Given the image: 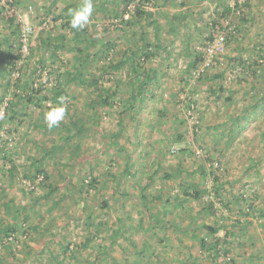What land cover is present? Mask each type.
Masks as SVG:
<instances>
[{
    "label": "rangeland",
    "instance_id": "obj_1",
    "mask_svg": "<svg viewBox=\"0 0 264 264\" xmlns=\"http://www.w3.org/2000/svg\"><path fill=\"white\" fill-rule=\"evenodd\" d=\"M79 1L20 0L16 6L33 27L34 53L20 80L0 71V264H264V0H238L248 1V20L232 13L214 28L209 24L221 1L233 6L237 0H184L192 17L178 33L168 31L166 17L183 7L172 0L149 5L163 26L162 42L173 44L180 57L162 62L165 51L158 49L146 62L159 79L147 81L149 98L142 104L126 84L136 70L109 67L138 33L122 34L114 27L118 19L94 8L87 33L119 45L110 58H92L82 80L99 77L100 88L116 92L110 106L98 101L100 88L69 82L68 73L76 72L74 51L58 50L54 57L52 48L41 45L40 39H55L62 30L72 36L69 28H53V20L50 28L42 26L44 18ZM8 26L0 19V36L11 32ZM184 30L188 36L180 34ZM146 31L154 42V26ZM209 33L224 36L225 49L200 78L191 65L201 68ZM34 80L44 87L34 101L51 98L42 100L45 107L27 100ZM56 80L67 93V113L62 125L45 129ZM11 111L14 122L6 117ZM71 118L86 131L79 133ZM179 134L181 141H174ZM12 162L16 169L10 173ZM213 162L222 169L214 170ZM188 189L201 190V198L186 196ZM211 227L219 229L216 234ZM215 238L220 244L211 248ZM7 240L14 244L5 245Z\"/></svg>",
    "mask_w": 264,
    "mask_h": 264
},
{
    "label": "trees",
    "instance_id": "obj_2",
    "mask_svg": "<svg viewBox=\"0 0 264 264\" xmlns=\"http://www.w3.org/2000/svg\"><path fill=\"white\" fill-rule=\"evenodd\" d=\"M19 2L20 0H6V4H3L2 0H0V19L5 20V22L8 23L9 25L8 27L11 28V32L8 35L0 36L1 38V41H0V63H1L0 71L5 69L8 74H11L12 77L17 80H20L22 69L25 63L27 62L29 57L34 53V48L30 44L31 42V37H30L29 54L26 57H24L23 65L21 66L19 70L20 76L18 78H15L13 76V73L16 70L15 66L17 65V61L22 59L23 57V53L21 51L22 42L20 40L22 21L18 18L17 15H12V16L8 15L6 11V5L7 6H17ZM50 2H51L50 4L53 5V4H57L58 0H50ZM111 2L115 3V9H113L112 5H110ZM153 2L155 3L156 1L155 0H93L94 8H96L97 11H100L103 14H106L107 16L114 18L113 20L114 22H115V18L116 20L118 19L117 22H115L116 26H114L116 30L121 31L122 34H127L129 31L133 33H138V37L136 36L137 38L134 39L135 44L131 43L132 45L128 44V46L123 47L122 48L123 50H121L123 56L116 57V59L114 58L109 67L113 69V72H115V70H121L122 66H126V67L132 66L133 69L136 70L134 74L129 76L130 78L126 84L130 86L131 92H133L134 90L137 91L135 94L133 93L132 94L133 96H136L140 100V104H142L141 102H143L145 100V97L147 96V93H146L147 92L146 85L148 84L147 81L157 77V76L154 77L153 75L154 73L157 72V69L149 68L148 66H146V62H148L149 60H151L157 55L158 49L162 51H166V52L167 51L171 52V51H174L173 49L175 48L173 44L172 45L168 44L170 46V48H168V45L167 44L165 45L162 42V38H161L162 31L161 30L163 26L155 17H153V12L148 10L150 8L149 5H151ZM174 2H176V4L179 5L181 8L183 7L182 9H184V11L176 13V14H172L171 16H167L166 21H167L168 31L178 33L180 28L183 29V25H187V22H185V20L188 17H192V11L189 8H187L188 5L184 0H172L171 5H175ZM82 3H83V0H80L79 3L76 5L67 4L65 8H63V11H64L63 13L55 14V16H52L51 18V20H53V23H55L53 25V28L58 27V25L60 26L59 27L60 29L69 28L70 32L72 33L71 35L73 37L72 36L69 37L68 34L62 30L60 31V33L57 35L55 39H51L48 37L46 39H40V41L44 49L50 50L52 48L51 55L54 57L55 55H57L58 50L75 52L74 60H75L76 67L75 66L74 67H75L76 72L68 73L69 78H70L69 82L70 81L73 82L77 80L83 86H85L84 83L87 82L88 84H92L94 87L100 88L101 83L99 82L100 80L98 79L99 77L94 78L93 76L91 79L82 80V76H84V72H85L84 68L87 65V63L90 62L91 59L94 57L102 55L104 58H107V57L110 58L109 54L111 53L112 50H115L116 48H118L117 46L119 45L118 44L119 42L117 40L114 41L113 39L106 40V42H104V41L97 39L96 36H94V34H88L87 28H84L82 30H77L71 27V24H70L71 14L67 13L66 14L67 17L64 19L65 17L64 13L65 11H68V10L78 9L80 6H82ZM131 6H133L132 9H131ZM248 6H249L248 1L239 2L237 0L233 6H230V4L226 3V1H221L220 5L217 6V8L215 9V12H214L215 14L213 13L214 19L209 24L210 27L212 28L216 27L220 23L221 19L227 18L232 13L234 14V16L238 17V19H240L241 21H247L249 12L245 10V8H248ZM29 8H30L29 10L31 11L34 9L32 8V6H29ZM238 11L240 12L239 15L236 14ZM126 15H130L131 17L129 19H126L125 18ZM45 16L49 17L51 15H45ZM45 19L46 18H44V20ZM151 24L154 26L156 30L155 32L156 40H154V42L150 41V39L148 38V33L146 31V27ZM230 27L231 26H229L228 28ZM106 29H108L107 31L111 35L112 31L111 30L109 31L110 28H106ZM180 34L188 36V30H184ZM228 35L230 36L233 35V32L231 31L229 32V30H227V36ZM208 38L211 40L213 38V35L209 33V36L207 37V39ZM83 43H84V46L82 45ZM78 44H80V46H78ZM96 44H99L98 50L95 52H91V49L93 48V46L95 48ZM3 45H6L5 48H2ZM44 51L46 52L47 50H44ZM201 58H202L201 60H203L202 56ZM256 62L257 61L255 60L253 61V63H256ZM191 69L195 70L196 65L192 64ZM105 71L109 72L108 68L105 69ZM254 72L257 73V70ZM87 74L89 75L90 73L87 72ZM207 74H208V71L201 72L199 77L201 78ZM100 75H101L100 78L104 77V73L101 72ZM40 83L41 82L34 80L30 85V90L28 91L27 94H25L27 96L28 102L30 104H34L38 108H42L46 106L45 104H43L42 100L44 101V100L51 99L50 96H48V94L46 95L44 94L43 97H41L39 100L36 98V101H34V95H40L44 90V87L41 86L43 82L41 84ZM53 86L54 87L51 88L53 89V92H54L52 96V100L55 102V104L54 106L53 105L48 106L49 109H52L58 106L60 98H63L64 94H67L65 91V88H63V85L61 84L59 80L58 81L56 80ZM100 89H101V92L98 95V101L105 106H110L111 97H113V95H115L116 92H111L110 90L103 89V88H100ZM18 96L19 98H23L21 95H18ZM91 102L94 103V101L90 99V103ZM191 104L192 103L188 105L189 109H191L190 107ZM7 108L11 110L14 107L10 103L8 104ZM14 113L15 111H11V114L6 115V117L7 118L9 117V119L12 122L16 120L15 117L17 116ZM70 122L73 125L76 124L75 129L79 133H83V131H86V128L82 124H78L75 118H71ZM197 123L199 124V122ZM62 124L63 122H61L59 126ZM119 124L121 125L120 131L126 133L125 126L122 125V122H120ZM39 125L42 126L43 124L40 123ZM44 127L45 129L48 128L46 126ZM182 137L183 135L179 134V135L173 136L172 138H174V141L180 142L181 141L180 138L182 139ZM5 159H6V163L7 162L9 163L8 159L7 158ZM15 169H16V165L15 163L12 162L9 172L11 173ZM37 172L44 173L45 178L46 179L48 178V175L43 170L37 169ZM164 176H167V175L165 174ZM35 177L36 175H34V178ZM183 180L185 181V179ZM94 182H95V179L92 178L91 183H94ZM217 189L218 188H216V190ZM184 193L188 197L199 199L201 198L202 191L198 189L196 191L195 189L189 191L188 189V190H185ZM143 198L145 199L143 200V202L146 204L147 200H149L148 195L144 194ZM165 199H166L165 202H167L168 204L169 203L171 204L173 200L170 196H166ZM179 201L184 202V199L180 198ZM208 205L211 208L213 206V203L209 202ZM145 210L147 213L151 211V210L149 211L148 208H146ZM155 221H157V223H160V218L156 217ZM218 230L219 229L217 227H211V231L214 234H216ZM11 237L12 236H9L8 238H11ZM5 238L8 239L7 237ZM8 242H5V245L14 244L12 240ZM201 244L203 248H206L207 246L206 240H202ZM219 244H220V239L215 238V243L213 245V248H218ZM225 253H227V251H225ZM216 255H219V249H217ZM114 261L115 263L122 264L121 262H118V260L116 259H114ZM57 264H63V263L58 262Z\"/></svg>",
    "mask_w": 264,
    "mask_h": 264
},
{
    "label": "built area",
    "instance_id": "obj_3",
    "mask_svg": "<svg viewBox=\"0 0 264 264\" xmlns=\"http://www.w3.org/2000/svg\"><path fill=\"white\" fill-rule=\"evenodd\" d=\"M3 4H6V0H2ZM6 11L7 14L12 16V15H17L18 18L22 21L21 23V42H22V48L21 51L23 53V57L22 59L17 61V65L15 72L13 73V76L15 78H18L20 76V68L23 65V60L24 57H26L29 54V39L32 36L34 30L33 27L31 25V23L28 22V20H23V18H21V15L18 13V10L16 9V6H7L6 5ZM51 17L47 18L44 20L43 26L42 28H50L52 25L51 23ZM226 36V35H225ZM225 38L224 36H219L218 34H213V38L207 42V44H205V49H204V54H203V60L201 61V68H196L193 73L196 74L197 76L200 75L201 72L204 71H209L210 69H213L215 66V63L217 62V56L218 54L222 53L225 49V42H224ZM37 86V84H36ZM195 110V106L194 104H191V110H189V112ZM190 112V115H192ZM212 168L214 170L217 169H222V165L219 162H213L211 164ZM207 199L210 198L209 195L206 196ZM223 256H225L223 254ZM231 259L229 254H226V256L224 257L223 260L225 261H229Z\"/></svg>",
    "mask_w": 264,
    "mask_h": 264
},
{
    "label": "clouds",
    "instance_id": "obj_4",
    "mask_svg": "<svg viewBox=\"0 0 264 264\" xmlns=\"http://www.w3.org/2000/svg\"><path fill=\"white\" fill-rule=\"evenodd\" d=\"M94 14L93 0H83L82 6L71 11V27L73 29L82 30L89 25ZM67 113V101L60 98L59 105L47 111L44 120L49 129L59 126L65 119ZM0 119H3L0 114Z\"/></svg>",
    "mask_w": 264,
    "mask_h": 264
},
{
    "label": "crops",
    "instance_id": "obj_5",
    "mask_svg": "<svg viewBox=\"0 0 264 264\" xmlns=\"http://www.w3.org/2000/svg\"><path fill=\"white\" fill-rule=\"evenodd\" d=\"M181 52H183V51H181ZM184 55V54H183ZM164 58H163V60H162V62L164 61V62H167V63H169V60H171V57L172 58H179L180 57V54H178V53H176L175 51H165L164 52ZM171 66V65H170ZM171 68V67H170ZM167 69H169V67H167ZM167 69L165 68V70L167 71ZM151 71V70H150ZM154 73V72H153ZM168 73V72H167ZM154 75V74H153ZM159 79V76H157L156 77V80H158ZM161 82H162V80H161ZM157 86H159V85H157ZM148 98H149V96L147 95L146 97H145V100H148ZM147 105V104H146ZM211 248H213V245H211Z\"/></svg>",
    "mask_w": 264,
    "mask_h": 264
}]
</instances>
